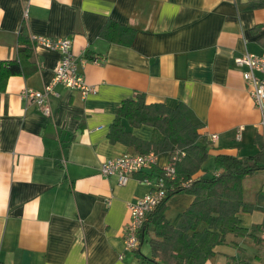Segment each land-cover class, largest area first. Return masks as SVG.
<instances>
[{
  "label": "crops",
  "instance_id": "0c3cea01",
  "mask_svg": "<svg viewBox=\"0 0 264 264\" xmlns=\"http://www.w3.org/2000/svg\"><path fill=\"white\" fill-rule=\"evenodd\" d=\"M253 1L0 0V62L17 58L25 36L68 38L86 81L97 86L84 96L58 84L52 115H44L21 94L44 90L61 53L36 44L26 73L0 78V264H160L151 217L139 249L127 250L124 238L129 204L152 189L141 175H156L170 152L158 154L157 169L120 185L102 164L139 152L111 141L112 124L123 102L140 94L170 109L184 103L203 123L199 142L214 164L198 176L221 173L217 155H258L261 112L235 62L264 53V6ZM124 126L141 141L157 138L150 125ZM243 197L255 209L239 214L241 226L254 230L264 223V168L244 177ZM193 199L187 191L169 195L164 211L173 225ZM207 226L217 230L214 219ZM228 239L209 264H264V242Z\"/></svg>",
  "mask_w": 264,
  "mask_h": 264
},
{
  "label": "trees",
  "instance_id": "16d2710c",
  "mask_svg": "<svg viewBox=\"0 0 264 264\" xmlns=\"http://www.w3.org/2000/svg\"><path fill=\"white\" fill-rule=\"evenodd\" d=\"M252 5L264 6V0L253 1ZM34 44L32 38L23 37L17 58L0 62V78L26 73L24 65L32 56ZM124 120L134 127L152 126L157 138L151 141L135 138L125 129ZM202 126L203 123L186 104L170 109L161 103L147 104L140 94L137 99L124 101L119 107L109 133L112 142L132 145L139 153L170 152L172 158L177 151L180 152L174 177L167 181V198L173 193L187 191L194 199L176 225L165 215L166 201L148 216L155 230V237L150 242L160 264H209L215 248L227 244L229 235L250 237L259 244L264 242V223L249 230L241 226L239 217L240 213H251L255 209V205L244 200L243 179L264 168V136L258 135L261 148L258 155L249 158L217 155L215 162L218 168H222L221 173L198 176V172L207 170L204 165L209 158L208 145L199 142ZM152 168L157 169V165ZM138 173L141 172L135 174ZM141 176L142 181L156 182L165 176V171L157 169L156 175L144 173ZM186 182H190L188 187L183 185ZM213 219L216 231L207 226ZM146 224L147 221L141 230V238Z\"/></svg>",
  "mask_w": 264,
  "mask_h": 264
},
{
  "label": "built area",
  "instance_id": "2783aa9c",
  "mask_svg": "<svg viewBox=\"0 0 264 264\" xmlns=\"http://www.w3.org/2000/svg\"><path fill=\"white\" fill-rule=\"evenodd\" d=\"M36 45H42L51 50L61 53L60 61L55 69L52 81L46 85L44 90L39 91L26 87L22 91V97L27 102L35 103L39 110L47 116L52 115L50 97L58 96L55 87L62 84L70 89H77L84 96L97 92V86L86 81L80 69L73 50V42L68 38H50L43 36L32 37ZM99 62V60H95ZM239 67L245 68L243 72L250 96L261 112V134L264 136V53L256 54L247 52L235 58ZM242 127L238 130L241 136ZM217 134H211V140H216ZM180 152L177 151L167 166L163 167L165 176L158 178L156 182L147 181L152 189L147 194L139 197L134 203L129 204L130 221L125 227V247L127 250H137L141 245V230L148 216L161 204L169 194L167 188L168 178L174 177L176 162ZM158 154L154 151L148 153L123 154L121 156L107 159L101 166V173L105 177L116 176L120 185H125L137 172H141L158 164ZM189 186L190 182L183 184ZM121 257V256H120Z\"/></svg>",
  "mask_w": 264,
  "mask_h": 264
},
{
  "label": "rangeland",
  "instance_id": "374dc122",
  "mask_svg": "<svg viewBox=\"0 0 264 264\" xmlns=\"http://www.w3.org/2000/svg\"><path fill=\"white\" fill-rule=\"evenodd\" d=\"M211 159H212V157L209 160H207V162L205 163V166L207 168H209V169H213L214 168V164H213V162H211L213 160H211ZM210 174H212V173H210Z\"/></svg>",
  "mask_w": 264,
  "mask_h": 264
}]
</instances>
